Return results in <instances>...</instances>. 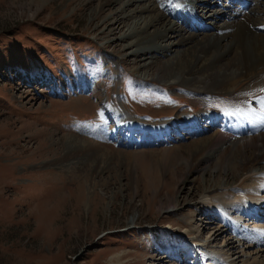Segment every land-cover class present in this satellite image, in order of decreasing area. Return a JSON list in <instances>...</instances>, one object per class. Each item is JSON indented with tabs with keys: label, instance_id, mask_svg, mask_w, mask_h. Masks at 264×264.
I'll return each mask as SVG.
<instances>
[{
	"label": "rangeland",
	"instance_id": "1",
	"mask_svg": "<svg viewBox=\"0 0 264 264\" xmlns=\"http://www.w3.org/2000/svg\"><path fill=\"white\" fill-rule=\"evenodd\" d=\"M116 6L103 0H0V264H199L195 249L177 251L179 259L162 250L169 226L187 236L184 241H202L210 250L209 228L198 219L202 210L180 211L186 198L172 205L173 196L184 195L190 159L182 151L217 127L184 137L174 122L169 136L175 138L166 141L150 129L157 134L175 119L186 123L227 109L229 95H193L136 72L118 53L123 41L107 46L115 35L100 32ZM118 121L124 129L131 124L133 133L110 136ZM128 134L138 143H128ZM62 135L96 140L109 150L96 159L99 149L79 167L60 165L63 147L50 142ZM224 158L239 164L234 151L218 161ZM93 159L102 165L99 171ZM202 172H190L197 176L194 187ZM131 217L134 224L127 225ZM259 240L253 237V250Z\"/></svg>",
	"mask_w": 264,
	"mask_h": 264
},
{
	"label": "bare ground",
	"instance_id": "2",
	"mask_svg": "<svg viewBox=\"0 0 264 264\" xmlns=\"http://www.w3.org/2000/svg\"><path fill=\"white\" fill-rule=\"evenodd\" d=\"M103 2L117 3L115 10L101 22V33L115 35L106 45L116 47L117 42L123 41L118 53L134 64L136 72L150 75L154 80L184 86L193 95L205 96L216 92L229 95L226 98L230 103L227 109L196 115L186 123L178 118L157 128V134L153 131L155 129H150V133L155 139L166 141L174 137L169 136L175 128L174 122H177L175 125L181 124L184 137L217 127L216 133L196 139L198 141L190 145L189 150L182 151L190 159L181 184L180 193L184 192V195L173 196V203L177 205L172 207L186 198L187 202L178 207L180 211L202 210L198 219H202L209 228L208 251L220 256L223 262L264 264V213L261 214L264 208V91H261L264 89V0ZM223 17L229 21L221 20ZM216 18L219 23L211 21ZM158 54L164 58L159 59ZM144 57L147 61L137 62ZM151 68L154 70L149 74ZM243 79L248 81L239 89L232 90ZM200 117L202 119L198 121ZM121 125L123 123L118 121L109 135L122 133L125 129L133 131L131 124L125 129ZM144 129L147 127L141 126V131ZM128 137V143H138L132 134ZM51 140V144L63 147L60 165L79 167L99 149L103 151L95 158L109 150L96 140L71 135ZM231 151L239 154L238 165L228 158L218 161L223 153ZM96 159L93 162L99 171L102 165ZM203 163H209L207 165L213 169L207 171L206 164L200 168ZM196 169L204 173H200L201 182L194 187L192 181L197 176H190V172ZM213 194L219 197H212ZM196 196L200 197L198 203L193 200ZM199 203L204 206L200 207ZM223 205H226L225 209ZM133 221L134 217H131L127 225L134 224ZM189 231L185 229L184 232ZM252 231L255 233L249 237ZM165 232L170 235L169 239L173 240L174 236L178 241L183 248H178L179 251L187 252L188 247L190 252L207 248V243L202 241L185 242L187 236L175 231ZM255 235H260L261 242L253 250L251 245ZM221 237L225 240L211 247V241ZM167 253L179 259L173 251ZM213 263V259L209 261V264Z\"/></svg>",
	"mask_w": 264,
	"mask_h": 264
},
{
	"label": "snow or ice",
	"instance_id": "3",
	"mask_svg": "<svg viewBox=\"0 0 264 264\" xmlns=\"http://www.w3.org/2000/svg\"><path fill=\"white\" fill-rule=\"evenodd\" d=\"M261 91H264V89H262Z\"/></svg>",
	"mask_w": 264,
	"mask_h": 264
}]
</instances>
